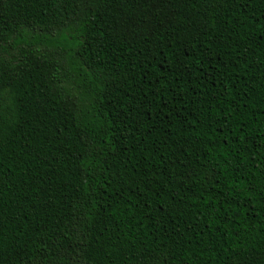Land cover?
Wrapping results in <instances>:
<instances>
[{"label":"trees","instance_id":"obj_1","mask_svg":"<svg viewBox=\"0 0 264 264\" xmlns=\"http://www.w3.org/2000/svg\"><path fill=\"white\" fill-rule=\"evenodd\" d=\"M0 264H264V0H0Z\"/></svg>","mask_w":264,"mask_h":264}]
</instances>
